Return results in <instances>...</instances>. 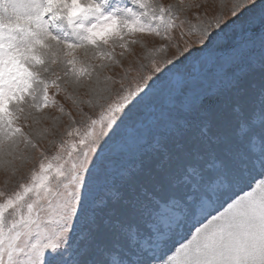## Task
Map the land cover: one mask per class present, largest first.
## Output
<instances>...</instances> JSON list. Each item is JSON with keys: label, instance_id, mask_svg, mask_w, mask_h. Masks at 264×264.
<instances>
[{"label": "snow or ice", "instance_id": "snow-or-ice-1", "mask_svg": "<svg viewBox=\"0 0 264 264\" xmlns=\"http://www.w3.org/2000/svg\"><path fill=\"white\" fill-rule=\"evenodd\" d=\"M252 5L259 56L220 43ZM191 7L0 0V169L16 177L0 264H264V0L195 23ZM145 34L168 43L125 67ZM205 52L219 70L195 80L185 66ZM162 80L167 103L141 119Z\"/></svg>", "mask_w": 264, "mask_h": 264}, {"label": "rangeland", "instance_id": "rangeland-1", "mask_svg": "<svg viewBox=\"0 0 264 264\" xmlns=\"http://www.w3.org/2000/svg\"><path fill=\"white\" fill-rule=\"evenodd\" d=\"M110 3H128L129 0H109ZM159 3L164 4H179V0H157ZM260 0H258V3ZM221 3L224 4V7L221 8ZM232 0H185L186 5H192L191 8H186L184 12L181 13V18H187V20L196 22V13L204 17H212L214 15L223 13V15L227 18H231L230 14V5ZM200 7L197 8L196 6ZM250 9L244 17H241L240 21L237 24L229 27L225 33L223 34V39L220 43L227 44H236L241 45L243 50L248 52L249 54L259 56L261 52V9L260 6L255 5L249 6ZM245 9L244 11H247ZM226 22V21H225ZM180 29L177 28L174 30V37L180 43L181 47L184 45V40L180 38ZM138 43L132 45V51L127 53L124 57H119L122 60V63L125 67L131 65L134 69L138 67L137 61L142 60L144 56L147 54L148 49L150 48H158L161 44H167L168 41L164 40L160 37H156L153 35H141L137 37ZM184 39H194V37L185 36ZM194 47H202L201 45H194ZM117 54H119L120 49L117 48ZM158 56L162 57L164 55L172 56L175 54V49L172 47H168L165 52L156 53ZM217 55L220 53L217 52H205L202 54L201 61H190L188 65L185 66L187 72L191 74L193 79L199 80L206 76H212L219 70V65L215 59ZM122 73V69L119 67L113 68L109 74L116 75L117 79L119 78L118 74ZM130 75H135V72ZM118 87V85H117ZM85 90L81 89V95H83ZM169 85L166 81H161L158 85L157 90L150 97L149 101L142 108V111L145 113L141 119L146 121H150V113L160 111L161 107L167 103V95L169 93ZM87 97H85L86 99ZM61 103L65 104L66 111L71 110L73 115L79 119V115L77 113V108L72 104L71 101L65 100L61 95L58 97ZM84 110L86 112H98V109H90L85 104L83 105ZM53 114H58L53 110ZM68 123L67 116H64L59 125V131H63L64 125ZM31 167V164L25 165L23 169H21L20 174H26L27 170ZM16 177H12L10 172H5L0 169V188L5 186V182L8 181L7 187L10 189L12 187L13 182Z\"/></svg>", "mask_w": 264, "mask_h": 264}]
</instances>
